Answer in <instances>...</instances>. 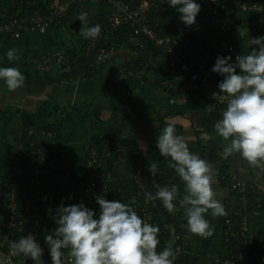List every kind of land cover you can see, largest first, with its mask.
Segmentation results:
<instances>
[{
	"label": "crops",
	"instance_id": "1",
	"mask_svg": "<svg viewBox=\"0 0 264 264\" xmlns=\"http://www.w3.org/2000/svg\"><path fill=\"white\" fill-rule=\"evenodd\" d=\"M35 1L31 0L32 4ZM103 2L81 1L78 15L73 20L79 19L84 11L88 12L87 14L108 11L110 5ZM250 22L252 23V20ZM67 26L68 23L50 27L45 32L29 28L21 37H0V67H17L26 78L24 86L15 91H9L6 83L0 80V189H5L7 193L13 185L17 193L21 189L24 195L30 191V183L26 182L27 176H23V179L19 177L14 184L10 178L17 137L24 126L40 129L39 125L49 123L57 126L60 131L61 158L57 165L55 163V168L59 169V190L55 192L54 188L52 192L50 222L45 238L47 235H54L57 227L55 217L62 203L64 206L83 203L96 213L97 219L99 218L100 206L92 201L91 195L89 199L86 185L89 182L88 152L94 143L89 147L88 142L94 134L101 133V137L103 134H119L120 136H115L114 141L123 146L129 145L131 150L135 151L123 162L130 159L138 162L146 155L163 157L156 147V140L162 130L172 124L176 133L184 136L189 142L193 153L213 164L216 172V183L213 187L226 213L230 214L233 210L244 207L243 210H247L246 223L250 235L264 239V170L250 165L239 153H234L227 159L223 158L222 152L227 142L215 129L208 127V118L201 120L197 109L184 113L173 112L175 98L172 92L163 87L152 82H143L133 92L122 95L109 85V78L118 70L124 71L129 63L130 56L135 52L137 38L129 39L109 54L105 62L98 67L97 73L89 79L63 77V70L57 61L37 66L26 62L27 55L31 52H41L45 55V52L55 54L71 49L80 33L75 38ZM247 30L248 26L224 31L216 38H241L240 33L244 34ZM10 49L19 50V60H8L7 52ZM204 61L210 84L217 86L224 77L212 71L210 59L207 61L205 58ZM215 107L226 106H216L212 101L208 113H213ZM209 116L213 117L211 114ZM221 118L214 116L210 120L217 122ZM42 130L47 135L49 131H53ZM97 146H102V143ZM142 146H146L147 151H142ZM131 156L134 158H130ZM174 174L177 173L174 171ZM178 181L184 194V183L179 178ZM234 181H238L242 188H234ZM225 217L226 215L212 216L209 210L206 218L210 221L214 233L208 238L192 234L187 229V222L183 224V216L180 218L179 223L186 227L192 250L187 264H213L216 257L229 253L232 245L226 240ZM39 244L42 248H48L46 241ZM26 258L23 254L14 264H21Z\"/></svg>",
	"mask_w": 264,
	"mask_h": 264
},
{
	"label": "clouds",
	"instance_id": "2",
	"mask_svg": "<svg viewBox=\"0 0 264 264\" xmlns=\"http://www.w3.org/2000/svg\"><path fill=\"white\" fill-rule=\"evenodd\" d=\"M168 3L181 14L185 25L196 23L201 5L195 0H168ZM79 20L82 22L81 35L93 39L100 35L99 24L83 27L87 22L86 12L80 14ZM240 34L243 36L242 32ZM252 43L258 50L238 55L235 63L230 62L231 56H220L212 68L224 77L219 89L229 97L226 110L214 127L227 142L223 158L239 153L250 165L264 170V37L254 38ZM18 51L10 49L8 60H19ZM25 79L17 67H0V80L6 83L9 91L23 87ZM213 95L215 98L216 93ZM156 147L161 156L171 159L168 167L183 181L184 194L181 195L176 184L157 186L155 195L145 194L146 202L160 200L169 213L183 209L188 231L203 238L211 237L214 229L206 214L211 210L212 216L227 215L213 187L216 183L213 164L193 153L189 142L176 133L172 124L158 135ZM141 150L147 151V147L142 146ZM148 170L155 177L158 164L150 163ZM96 200L100 206L98 219L83 203L59 206L54 235L45 238L52 264H174L176 254L171 246L157 251L160 244L158 225L146 222L120 200L108 201L103 195ZM9 247L13 255L24 254L35 264L44 253L32 234L10 242Z\"/></svg>",
	"mask_w": 264,
	"mask_h": 264
},
{
	"label": "built area",
	"instance_id": "3",
	"mask_svg": "<svg viewBox=\"0 0 264 264\" xmlns=\"http://www.w3.org/2000/svg\"><path fill=\"white\" fill-rule=\"evenodd\" d=\"M4 0H0V3ZM31 5V0H28ZM83 0H47V10L42 11L38 8H33L28 12H24L20 15L9 17L0 21V35L10 34L12 37H20L25 30L29 28L36 29L40 32L47 31L51 24L54 23L59 17L65 15L66 11L74 4ZM115 9L111 15V21L105 24H99L101 26L100 35L93 39L88 38L85 44L84 51L81 52L88 57L97 68L101 66V62L105 58L117 50L123 44H117L115 37V28L122 22L129 21L132 28V38L136 39L140 43L141 50L147 46L148 43L144 42V36L151 41L154 45L163 46V50L170 56V64H179L184 74L190 76V84L186 87L187 91L185 96L188 97L190 91L188 88H197L209 85V89L212 93H216L213 103L216 106H227V99L229 97L223 94L219 89V84L213 86L210 84V78L207 73H200L197 71L190 62H188L183 53L184 42H189L188 33L193 31L199 24L210 25L214 28L223 31H233L237 28H244L250 26L251 19H243L239 15V10H246L252 8V10H262L264 8V0H195L196 3L201 5V11L198 13L196 23L187 26L180 18L174 21L175 33L162 34L157 26L153 23L148 15L143 13V6L145 2H153L155 7L160 8V2L158 0H106ZM164 1L167 5L163 8L166 9L171 5L167 0ZM260 18L257 19L259 22ZM256 21V22H257ZM257 22V23H258ZM97 25V24H96ZM261 25V24H260ZM95 26V25H94ZM264 37L262 32L254 31L249 27V30L245 31L241 38H232L226 40L223 46H220L215 50L213 60H217L218 56L232 57V63H235L238 55H246L253 51L252 47L258 46L252 43V39ZM81 43H78L79 46ZM149 54H153V51H149ZM80 56V55H79ZM67 57L64 52H60L58 55V61L64 62ZM224 99H221V96ZM32 132V130L30 131ZM55 131H49L48 135L54 136ZM21 138V136H20ZM114 136V140H115ZM17 144L16 152L13 158L12 170L10 177L13 184L20 176H27L31 181L35 179V174L39 173H51L55 169V161L52 154L46 152L45 149L36 143L34 139L29 145L23 143L22 139ZM115 142V141H114ZM27 148L30 151L27 152ZM30 153V154H29ZM131 153L135 151L131 150L129 145L123 146L116 141L113 145L108 141L106 135H102V146H97L93 143L88 152L87 169L89 182L87 183V191L92 197V201L97 203L96 197L103 195L108 201H113L107 191L109 190L110 181L112 180L111 173H106L104 167L108 163L110 157H114V162H120L128 158ZM139 153V152H138ZM144 159L141 158L138 164L142 166ZM137 179L141 181L142 170H136ZM177 181V174H174L169 178V182L158 186H170ZM234 188H242V185L238 181H234ZM46 188L42 194V206L39 207L37 203H26L20 207L16 201V189L13 185L8 190L7 194L12 199L11 210L8 217V228L5 232L6 237H10L13 234V229L16 226L29 227L33 225V228L27 229L26 236L32 234L38 239L42 232L46 230L48 226V216L50 214L51 197L53 192V180L50 178L46 183ZM138 193L143 194L146 189L143 184L139 183ZM157 186L154 188V192H157ZM121 202L130 205L134 210H141L142 219L153 225L160 227V233L158 239L162 238L166 232L171 230V238L169 245L176 254L174 264H178L179 260L186 256L191 255V247H189V239L182 231L177 230L178 226L182 229L179 223L182 218L180 211L171 213L172 217L164 220L162 224L157 222V219L164 216L166 210L160 200L147 201L146 197L144 202H127L120 200ZM241 207L239 210H233L225 217V235L226 240L232 245L229 253L224 256H218L214 259L213 264H264V239L251 236L249 233V227L246 223L247 210ZM239 217H235V216ZM180 224V225H179ZM38 241V240H37ZM167 247V246H165ZM165 247H158L157 251H162ZM67 254V253H66ZM21 254L13 255L10 247L7 251H0V264H14L17 257Z\"/></svg>",
	"mask_w": 264,
	"mask_h": 264
},
{
	"label": "trees",
	"instance_id": "4",
	"mask_svg": "<svg viewBox=\"0 0 264 264\" xmlns=\"http://www.w3.org/2000/svg\"><path fill=\"white\" fill-rule=\"evenodd\" d=\"M103 1V3L106 2V4L110 5L108 11L93 13L90 16L88 15L86 25H84L85 27H92L96 24H107L111 21V15L114 13L115 9L106 0ZM158 1L160 2V8L155 7L153 2L146 1L145 5L142 8L143 13L145 15H148L147 17H150L152 19L153 23L157 26V29L162 34L175 33L174 21L180 18L181 14L176 10V8H173L172 6L164 9L163 7L167 4L161 0ZM80 3L81 2H78L71 6L66 11L65 15L59 17L54 23L51 24L50 27H58L66 23H72L74 17L78 15ZM249 3L251 4V0ZM47 6V0H36L35 4L33 5H31L28 0H4L0 3V21L12 16L20 15L24 12H28L33 8H38L39 10L46 11ZM239 15H241L243 19H251V25L248 24L251 26V29H253L254 31L262 32V34L264 35V8L262 10L256 11L252 10V8L239 10ZM258 18H260L259 22L257 21ZM132 32L133 28L130 22H122L118 27L115 28V37L117 36V44L121 45L129 41V39H131L133 36ZM222 32L224 31L214 28L213 26L199 24L193 31L188 33L189 42L183 43L184 57L200 73L208 74V69L206 67L204 59L207 58V61H209L210 59L211 66L213 68L216 63V60H213L212 58L215 50L220 46H223L226 40L232 39L230 37H218L217 39L216 36L222 34ZM0 37L14 38L10 34H2L0 35ZM87 40L88 38L81 35L80 31V36L77 39V43H74L71 49L64 52L67 57V60L64 62L58 61L59 53L51 54L48 52H45V55H43V53L41 54V52L28 53L26 62L30 65L37 66L38 64L43 65L55 63V61H57V63L60 64L63 70V77L73 79H89L97 73L98 68L91 61H89L87 56L81 53L84 51ZM144 42L148 44L143 50H141L140 43L137 41L136 45H134L135 52L130 56V61L125 67L124 71L118 70L116 73H114L113 76L109 78V85L118 94L126 95L133 92L143 82L155 83L157 86H161L173 93V96L175 98L172 106L173 112L184 113L190 109H197L200 119L203 120L208 118L209 121L206 122L208 127H210L211 129H215L214 126L216 122L215 120L210 119L214 116L222 117V112L226 110V107H215V109H213L214 111H212L213 113H208L209 105L211 106L213 101V95L211 94L210 89L204 86L197 88H188L190 94L188 97H186L185 92L187 91V88L184 89V86L187 87L191 83L190 76L188 74H184L179 64H170V56L163 50V46L152 44L151 41L145 36ZM78 43L81 44L77 46ZM252 48L253 50H257L256 47ZM150 50L153 51L152 56L151 54H149ZM104 62L105 60H103L101 64H103ZM239 71L240 70L237 69L238 73ZM216 74L220 75L219 73ZM207 91L210 92L208 93ZM217 110L221 112H218ZM209 114H211L213 117L210 118ZM38 128L40 129H36L33 126H24L17 137V141L19 142V139H22L23 143L29 145L35 139L36 143L42 146L47 153H52L53 160L57 165V162H59L61 158V152L59 151V129L57 128V126L49 123L39 125ZM42 129L53 131L55 130L57 133L54 136H50L46 133H43ZM31 130L32 132H30ZM106 136L108 138V141L113 143L114 136L120 135L115 133ZM52 137L54 138L51 141ZM122 140L125 139L122 138ZM92 142L100 145L102 143L101 133L94 134L89 139V147ZM29 151L30 148H27V152ZM114 158L115 156L110 157L108 163L103 169L104 171H106V173L110 172V175L112 176L109 190L107 191V194L112 200H124L127 202L142 203L144 202L146 193H152L153 195H155L156 192H154V188L158 185H163L169 182V178L174 175L175 171L174 169L168 167V165L172 162L171 160H169L168 158L159 157L157 155H146L142 166H140L134 159L115 163ZM130 158L134 157L131 156ZM150 163L158 164V172L155 177H153L148 170ZM138 168L142 170V176L139 177L141 178V181L137 179L136 175V170ZM58 176L59 169L55 168L51 173L35 174V179L33 181H30L31 179L29 180L28 178L26 182L30 183L28 186L30 187V191L28 190V194L25 193V195L22 189L21 191H19V193L16 192V201L18 205L22 207L25 205V203L34 202L37 203L39 207H41L42 194L43 191L47 190L46 183H48V180L50 178L53 180V189L56 188L55 192L59 190ZM23 178V176H20V179ZM178 178L179 176L177 174V181H175L174 184L179 186V189H181V195H183L182 186L178 181ZM139 183L143 184L146 189V192L143 194L138 193ZM87 195L90 199L89 192H87ZM11 201L12 199L10 198V196L5 193V189H0V251L2 252H5L9 249L10 242L18 241L22 236H26L27 229L33 228V225H29V227L31 228L27 227V229L25 227L23 228L21 226H16L11 229V231H13V234L10 237H6L5 232L8 228L9 212L12 209L10 206ZM135 211L142 218L141 210L138 209ZM164 212L165 215L157 219V222L159 224H162L164 220L172 217V214L167 210H164ZM180 214L181 216H183L182 222H184L183 224L185 225V222L187 221L184 218L183 209L180 210ZM49 217L50 214L48 216V223L50 222ZM184 225H181L182 229L178 226L177 230H180L183 234L187 235V231L185 229L186 227ZM48 228L49 227L47 226L46 230L43 231L41 236L38 237V243H42L45 241V235L48 234L46 233ZM170 238L171 230L169 229L166 234L159 239L160 244L158 247L168 246ZM189 247H191L190 242ZM188 261L189 256H186L179 260L178 264H187Z\"/></svg>",
	"mask_w": 264,
	"mask_h": 264
},
{
	"label": "water",
	"instance_id": "5",
	"mask_svg": "<svg viewBox=\"0 0 264 264\" xmlns=\"http://www.w3.org/2000/svg\"><path fill=\"white\" fill-rule=\"evenodd\" d=\"M81 26H82V22L79 19H77L75 21L73 20L72 23H69L67 27L69 31L72 32L73 36L76 38L78 33H80L81 31ZM43 249H44V253L38 264H46L47 259L48 258L51 259L49 248H43ZM21 264H35V261H33L30 257H27Z\"/></svg>",
	"mask_w": 264,
	"mask_h": 264
},
{
	"label": "rangeland",
	"instance_id": "6",
	"mask_svg": "<svg viewBox=\"0 0 264 264\" xmlns=\"http://www.w3.org/2000/svg\"><path fill=\"white\" fill-rule=\"evenodd\" d=\"M83 13H85V11ZM86 13H88V12H86ZM88 15L90 16L91 14L89 13V14H87V16ZM76 43H77V41H76ZM46 264H52V260L48 258L46 261Z\"/></svg>",
	"mask_w": 264,
	"mask_h": 264
}]
</instances>
